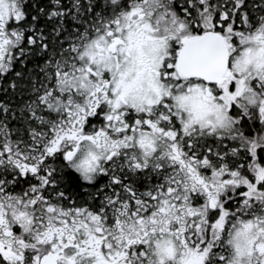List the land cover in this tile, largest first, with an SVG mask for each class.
Here are the masks:
<instances>
[{
  "label": "snow or ice",
  "instance_id": "snow-or-ice-1",
  "mask_svg": "<svg viewBox=\"0 0 264 264\" xmlns=\"http://www.w3.org/2000/svg\"><path fill=\"white\" fill-rule=\"evenodd\" d=\"M0 264H264V0H0Z\"/></svg>",
  "mask_w": 264,
  "mask_h": 264
}]
</instances>
